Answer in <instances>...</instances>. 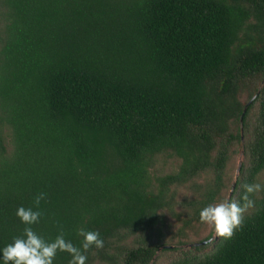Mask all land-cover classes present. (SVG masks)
<instances>
[{
    "label": "trees",
    "instance_id": "16d2710c",
    "mask_svg": "<svg viewBox=\"0 0 264 264\" xmlns=\"http://www.w3.org/2000/svg\"><path fill=\"white\" fill-rule=\"evenodd\" d=\"M242 142L240 203L264 185V0H0V247L44 193L45 238L98 230L88 264H153L165 211L180 235L203 225ZM162 155L178 168L154 173ZM251 198L230 239L170 264H264V191Z\"/></svg>",
    "mask_w": 264,
    "mask_h": 264
},
{
    "label": "clouds",
    "instance_id": "9594fccd",
    "mask_svg": "<svg viewBox=\"0 0 264 264\" xmlns=\"http://www.w3.org/2000/svg\"><path fill=\"white\" fill-rule=\"evenodd\" d=\"M243 203L236 200H224L209 203L199 211V221L214 229L215 237L230 239L236 230L240 229L244 213L255 206L251 198L253 194L264 191L260 183L245 184ZM44 193L35 198L36 209L20 206L15 215L25 225L23 232L13 240L0 247V264H55L58 253H68V264H88L90 249H103L105 241L98 230L80 229L78 235L82 240L77 246L71 240L65 239L61 231L54 239H47L34 230L33 225L39 223L42 212L39 210Z\"/></svg>",
    "mask_w": 264,
    "mask_h": 264
},
{
    "label": "rangeland",
    "instance_id": "374dc122",
    "mask_svg": "<svg viewBox=\"0 0 264 264\" xmlns=\"http://www.w3.org/2000/svg\"><path fill=\"white\" fill-rule=\"evenodd\" d=\"M263 84H261V87ZM243 101H247L248 96H243ZM246 150H245V142H242L239 146L235 147L229 167L227 169L226 173V179H225V188L222 193L221 201L229 200L238 194H236V187L233 190V184L237 181L240 177L237 178V171L240 165V162L242 161L243 164L246 163ZM179 161L175 158L162 155L157 158L156 166L154 169V173L160 174L165 172H171L178 168ZM243 168V165H242ZM241 168V171H242ZM241 173V172H240ZM210 181L209 178H201L198 179L199 183L206 184L205 182ZM261 181L264 182V176L261 177ZM177 198L179 200L183 199H189L194 198V193L190 186L177 188L176 190ZM180 211V209H178ZM165 213L169 217V227L166 229V235L165 240L162 241L161 248L153 262V264H170L172 260L180 257L182 253H184L186 250H189L190 248L194 246H190L194 242H200L204 240L206 237L212 236L214 237V240L211 241V243L215 242L218 237H215L214 229L209 227L206 224L198 225L197 223L194 225L192 229H187L185 232V235L181 234L182 224L180 222H177L175 217L171 214L169 211H165ZM128 247L134 246V242L132 240L129 241L127 244ZM210 250V247L204 248L202 246L201 252H207ZM200 252V253H201Z\"/></svg>",
    "mask_w": 264,
    "mask_h": 264
},
{
    "label": "water",
    "instance_id": "95a60500",
    "mask_svg": "<svg viewBox=\"0 0 264 264\" xmlns=\"http://www.w3.org/2000/svg\"><path fill=\"white\" fill-rule=\"evenodd\" d=\"M242 122H243V119H242ZM242 165H243V162L241 161L240 162V165H239V168H238V171H237V178L239 177L240 175V172H241V168H242ZM236 187V182L233 184V190L235 189ZM214 240V237L210 238L208 241L205 240V241H200V242H194L193 244H191L190 246H202V245H205L207 244L208 242H211Z\"/></svg>",
    "mask_w": 264,
    "mask_h": 264
}]
</instances>
